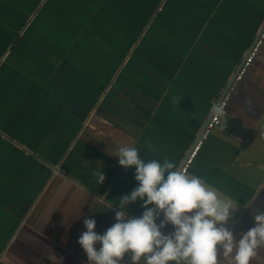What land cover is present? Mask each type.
<instances>
[{"label":"crops","instance_id":"1","mask_svg":"<svg viewBox=\"0 0 264 264\" xmlns=\"http://www.w3.org/2000/svg\"><path fill=\"white\" fill-rule=\"evenodd\" d=\"M102 4L72 20L75 38L19 43L59 48L43 73L27 57L3 62L16 39L0 56V264H85L83 219L102 232L116 210L104 202L137 183L112 149L180 167L264 25V0ZM187 171L237 202L234 233L253 224L245 205L264 208V39Z\"/></svg>","mask_w":264,"mask_h":264},{"label":"clouds","instance_id":"2","mask_svg":"<svg viewBox=\"0 0 264 264\" xmlns=\"http://www.w3.org/2000/svg\"><path fill=\"white\" fill-rule=\"evenodd\" d=\"M112 151L119 165L134 166L137 183L127 194L104 202L103 207L115 205L116 210L114 222L102 232L94 230L93 217L83 219L77 243L85 264H122L126 253L124 264H251L257 249L264 248V208L245 205L253 224L234 233L228 222L237 202L201 176L167 157L143 159L135 145ZM137 199L139 215L128 209ZM48 259L58 264L60 258L49 253Z\"/></svg>","mask_w":264,"mask_h":264},{"label":"trees","instance_id":"3","mask_svg":"<svg viewBox=\"0 0 264 264\" xmlns=\"http://www.w3.org/2000/svg\"><path fill=\"white\" fill-rule=\"evenodd\" d=\"M39 1L0 0V56L9 42L16 39L3 62L10 61L13 56L27 57L36 65V70L43 73L41 65H52L54 63L52 61H55L59 55L57 51L59 48L53 45L51 47L24 45L23 49L20 44L28 40H35V44H42L49 38L62 37L67 41L75 38L76 31L69 30V24L73 20L80 26L84 25L83 22L88 20L90 14L96 13L98 8L103 7V0H44L35 10ZM33 11L35 13L26 25ZM25 25L26 27L19 34V30Z\"/></svg>","mask_w":264,"mask_h":264},{"label":"built area","instance_id":"4","mask_svg":"<svg viewBox=\"0 0 264 264\" xmlns=\"http://www.w3.org/2000/svg\"><path fill=\"white\" fill-rule=\"evenodd\" d=\"M264 39V29L261 31V33L259 34L257 40L254 42V44L252 45L251 49L249 50L247 56L245 57L244 61L242 62L241 66L239 67L231 85L229 86V88L225 91V93L223 94V96L220 98V100L217 102L214 111L211 113L204 130L202 131L200 137L193 143V146L191 148V150L189 151L183 165L181 166V169H186L189 166V164L192 162L195 154L197 153L198 149L200 148L202 139L206 136V134L213 128L215 127L219 121H220V114L223 111L227 100L229 99L230 96V90L231 88L241 79L242 75L244 74L246 67L250 64V62L252 61L259 45L261 44L262 40ZM220 108L222 109V111L217 112L216 109Z\"/></svg>","mask_w":264,"mask_h":264},{"label":"water","instance_id":"5","mask_svg":"<svg viewBox=\"0 0 264 264\" xmlns=\"http://www.w3.org/2000/svg\"><path fill=\"white\" fill-rule=\"evenodd\" d=\"M39 5H40V3L36 6L35 10L38 9ZM34 13H35V12H34ZM34 13H32V15H30V17L28 18L26 24H27V23L30 21V19L33 17ZM263 29H264V25H263V27L261 28L260 32H261ZM260 32H259V33H260ZM258 36H259V35H258ZM258 36L256 37V40H257ZM256 40H255V41H256ZM253 44H254V43H253ZM234 77H235V75L233 76V78H232L230 84L232 83ZM230 84H229V86H230ZM229 86H228V88H229ZM228 88H227V89H228ZM225 91H226V90H225ZM225 91H224V93H225ZM224 93H223V94H224ZM212 112H213V111H212ZM212 112H211V113H212ZM211 113H210V115H211ZM210 115H209V117H210ZM208 119H209V118H208ZM207 121H208V120H207ZM205 125H206V124H205ZM205 125L201 128V130H200V132H199V134H198V136H197L196 139H198V138L200 137L202 131H203L204 128H205ZM195 141H196V140H195ZM192 146H193V144H192ZM192 146L190 147V150H191ZM190 150H189V151H190ZM189 151H188V153H189ZM188 153H187L186 156L184 157V159H183V161H182V164L180 165V168H181V166L183 165V163H184V161H185V159H186ZM127 259H128V257H127V255H126V256L124 257V259L122 260V264H124V262H126Z\"/></svg>","mask_w":264,"mask_h":264},{"label":"rangeland","instance_id":"6","mask_svg":"<svg viewBox=\"0 0 264 264\" xmlns=\"http://www.w3.org/2000/svg\"><path fill=\"white\" fill-rule=\"evenodd\" d=\"M39 2H40V1H39ZM33 12H34V11H33ZM33 12H32V13H33Z\"/></svg>","mask_w":264,"mask_h":264}]
</instances>
